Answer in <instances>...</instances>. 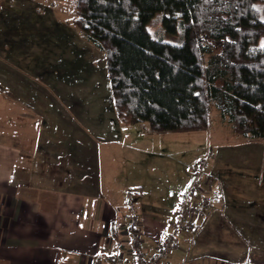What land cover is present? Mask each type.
Returning a JSON list of instances; mask_svg holds the SVG:
<instances>
[{"label": "crops", "instance_id": "crops-1", "mask_svg": "<svg viewBox=\"0 0 264 264\" xmlns=\"http://www.w3.org/2000/svg\"><path fill=\"white\" fill-rule=\"evenodd\" d=\"M0 64V264H95L99 251L129 258L122 231L128 188L141 190L142 245L152 254L182 194L160 172V142L198 131L134 123L140 134L128 147L120 130L103 134L112 120L115 129L130 124L116 118L110 96L113 119L103 123L93 117L100 99L90 88L57 77L55 92L6 59ZM230 136L210 137L219 142L205 169L212 207L183 232L170 264H264V140L226 143ZM146 151L151 161L140 157Z\"/></svg>", "mask_w": 264, "mask_h": 264}, {"label": "trees", "instance_id": "trees-1", "mask_svg": "<svg viewBox=\"0 0 264 264\" xmlns=\"http://www.w3.org/2000/svg\"><path fill=\"white\" fill-rule=\"evenodd\" d=\"M105 57L115 115L149 131L209 127L211 109L264 140V0H74ZM159 16L161 35L148 29Z\"/></svg>", "mask_w": 264, "mask_h": 264}, {"label": "rangeland", "instance_id": "rangeland-1", "mask_svg": "<svg viewBox=\"0 0 264 264\" xmlns=\"http://www.w3.org/2000/svg\"><path fill=\"white\" fill-rule=\"evenodd\" d=\"M73 5L74 0H0V57L9 61L13 68L16 67L24 71L23 74L30 75V79L36 85L49 84L55 92L58 90L55 88L57 77L61 79L66 77L65 86L70 88L78 87L82 91L83 86L90 88L93 95L100 99L97 113L93 117L97 120L103 119V123H106L113 117L109 114L110 110L105 107V102L110 100L109 96L111 98L105 57L99 48L82 36L73 23L75 17ZM148 29L153 34L161 35L159 16L154 17ZM259 42L264 44V36ZM107 123L111 124H107L106 133L104 130L103 134L110 136L114 131L120 130L118 133L120 137L130 138L125 139L128 147L131 139L135 140L140 134L137 124L130 123L127 127L115 129L117 121ZM206 131H198L192 139L187 136L179 138L177 135L180 133H177L175 135L177 138L172 135L169 140L160 142L162 149L159 156L162 158L160 172L165 173L172 185L181 186L180 190H175V195L180 191L183 193L187 188L193 176L194 165L206 153L207 148H210L212 153L207 165L214 158L213 145L216 146L219 142L217 140L211 142V135L214 138L219 135L222 137L231 135L226 143L234 141L233 136L243 138L234 133L227 122L220 121L214 108L211 109L209 127ZM150 147L155 150L157 148L152 145ZM140 157L151 161L154 155L146 151L141 153Z\"/></svg>", "mask_w": 264, "mask_h": 264}, {"label": "built area", "instance_id": "built-area-1", "mask_svg": "<svg viewBox=\"0 0 264 264\" xmlns=\"http://www.w3.org/2000/svg\"><path fill=\"white\" fill-rule=\"evenodd\" d=\"M210 148L194 165L192 179L178 198L169 227L156 243L152 254L143 250L140 217L134 197L141 193L139 188H128L125 192L126 223L122 227L125 243L129 245L130 257L99 251L94 256L95 264H170L172 252L179 249V238L198 219H204L212 207V195L205 187L207 160L212 156Z\"/></svg>", "mask_w": 264, "mask_h": 264}]
</instances>
